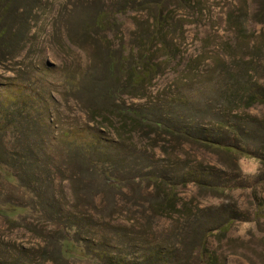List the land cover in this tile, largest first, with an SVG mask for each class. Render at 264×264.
<instances>
[{"label":"rangeland","instance_id":"obj_1","mask_svg":"<svg viewBox=\"0 0 264 264\" xmlns=\"http://www.w3.org/2000/svg\"><path fill=\"white\" fill-rule=\"evenodd\" d=\"M3 8L0 264H264V0Z\"/></svg>","mask_w":264,"mask_h":264},{"label":"trees","instance_id":"obj_2","mask_svg":"<svg viewBox=\"0 0 264 264\" xmlns=\"http://www.w3.org/2000/svg\"><path fill=\"white\" fill-rule=\"evenodd\" d=\"M1 11L6 12L4 8H3V10L0 9V22H1V14H2ZM162 19H164V18L162 17ZM4 35H5V30H0V38H2ZM254 97H255V99H257L256 96H254ZM262 102H264V98H263ZM195 142L203 145L204 147H209L210 149H215L217 151H223V152L229 151L230 152L232 150L231 152H233V149H234V148H231V150L228 149L227 145H225L224 143L219 142V141L212 143V142H209V141H206L203 139L202 140L197 139ZM248 153H250V152H248ZM0 173L3 175L4 180L7 183L14 184L13 182H15L16 176L14 174H12L10 172V170L3 167L1 164H0ZM25 212H27V208L22 207V206L5 205V206L0 207V215L3 217H6V218L20 216V215H22V213H25ZM69 243H71V242L70 241L65 242L61 248V255L63 257H65V256L68 257V255L72 253L70 246H68Z\"/></svg>","mask_w":264,"mask_h":264}]
</instances>
